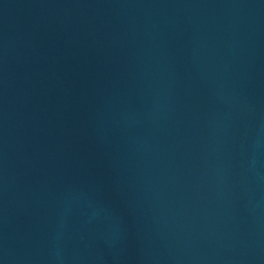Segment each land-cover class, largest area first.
Here are the masks:
<instances>
[{
  "label": "water",
  "instance_id": "95a60500",
  "mask_svg": "<svg viewBox=\"0 0 264 264\" xmlns=\"http://www.w3.org/2000/svg\"><path fill=\"white\" fill-rule=\"evenodd\" d=\"M0 264H264V0H0Z\"/></svg>",
  "mask_w": 264,
  "mask_h": 264
}]
</instances>
